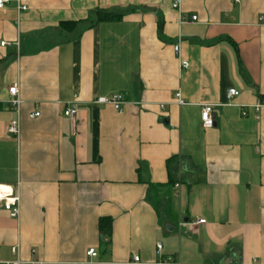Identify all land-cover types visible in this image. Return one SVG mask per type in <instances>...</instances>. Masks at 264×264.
I'll use <instances>...</instances> for the list:
<instances>
[{
	"label": "crops",
	"instance_id": "0c3cea01",
	"mask_svg": "<svg viewBox=\"0 0 264 264\" xmlns=\"http://www.w3.org/2000/svg\"><path fill=\"white\" fill-rule=\"evenodd\" d=\"M115 95L122 113L97 103ZM259 102L264 0H12L0 9V190L19 194L20 217L0 204V264H264Z\"/></svg>",
	"mask_w": 264,
	"mask_h": 264
},
{
	"label": "built area",
	"instance_id": "2783aa9c",
	"mask_svg": "<svg viewBox=\"0 0 264 264\" xmlns=\"http://www.w3.org/2000/svg\"><path fill=\"white\" fill-rule=\"evenodd\" d=\"M12 2V0H0V9H4L7 5H9ZM174 9H178L179 8V3L176 2L173 5ZM18 10L20 12L26 11L27 7L23 6L20 4V6H18ZM196 17H193V20L196 21ZM2 47H6L8 46L7 42H2L1 43ZM17 46H19V44H17ZM174 51L176 54H179L180 48L179 46H175L174 47ZM181 67L184 69H187L189 67V64L187 62H182L181 63ZM9 95L11 97V105L17 110L19 111L20 106H21V100L19 98V88L17 85L11 86L9 88ZM239 95V92L236 89H230L227 92V98L228 99H232L234 97H237ZM178 103L179 104H183V100H181L180 98V94H178L176 96ZM123 97L121 95H115L113 96L110 100H107L105 98H100L97 100L98 104H112L115 108V110L119 113H122V104H123ZM264 103L263 102H259L257 105V108H259L260 106H263ZM77 115V110L74 108H69L66 109L64 112V116L68 117V118H74ZM39 114H34L31 117H38ZM202 125L205 129H211L214 127L215 125V119H214V115H213V106L207 105L204 106L202 108ZM20 132V124L18 121L12 122L8 127H7V133L9 135H14V136H18ZM0 204L2 206V209L4 211H6L9 215L10 218L14 219V220H18L20 217V196L19 194L15 193L14 191H7V190H0ZM206 221L205 220H198L196 222L197 225H203L205 224ZM162 245L158 244L157 245V251L161 252L162 250ZM87 256L89 258H95L97 257V253L95 249H90L87 252ZM8 264H22V262H20L19 260L12 262V263H8ZM35 264H40V263H35ZM129 264H142L140 261L139 256H134L132 258V260L129 262ZM158 264H178L175 263L173 261H162L159 262Z\"/></svg>",
	"mask_w": 264,
	"mask_h": 264
},
{
	"label": "trees",
	"instance_id": "16d2710c",
	"mask_svg": "<svg viewBox=\"0 0 264 264\" xmlns=\"http://www.w3.org/2000/svg\"><path fill=\"white\" fill-rule=\"evenodd\" d=\"M97 22H102V21H113V20H118L120 18V15L116 14H110L106 13L104 11H98L97 14ZM74 24H62V28L65 30H71L74 28ZM100 232L101 235L103 236H109L111 233V228H112V221L109 218L102 219L100 221Z\"/></svg>",
	"mask_w": 264,
	"mask_h": 264
}]
</instances>
